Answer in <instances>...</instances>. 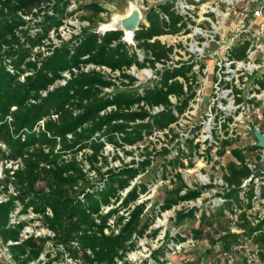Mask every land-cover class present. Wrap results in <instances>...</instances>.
<instances>
[{"label": "trees", "instance_id": "16d2710c", "mask_svg": "<svg viewBox=\"0 0 264 264\" xmlns=\"http://www.w3.org/2000/svg\"><path fill=\"white\" fill-rule=\"evenodd\" d=\"M82 2L79 8L94 12L83 17L90 25L68 40L58 36L62 39L58 44L52 36L74 15L69 9L72 0H0V164L4 167L0 195H5L0 201V238L16 264H53L61 258L81 264H150L148 260L132 263L128 255L156 216V206L148 214V200L139 201L149 191V183L134 182L152 167L153 153L132 162H124L117 153L114 159L124 163L113 167L105 153L107 143L132 154L127 146L144 142L157 131L171 135L177 146L172 143L160 152H176L164 161L162 171L168 178L170 167L176 170L170 178L175 185L167 190L159 209L175 208L177 225L198 222L195 239L204 237V225L230 224L226 210L234 211V203L241 206V199L233 189L225 193L229 200L220 207L185 205L203 192L190 187L181 171L194 165L195 153L200 155L201 143L190 137L197 128L181 139L173 135L172 126L194 97L193 86L189 84L186 91L179 79L188 78L191 66L159 70L156 78L138 85V78L128 72L133 66L155 69L156 63L169 58L173 47H166L158 37L181 31L186 25L183 16L171 3L151 6L131 44L123 30L96 31L94 17L103 7L92 0ZM89 65L95 67L86 70ZM103 67L119 72L117 79L127 87L118 86ZM171 96L178 101L173 103ZM158 105L165 106L158 114L146 108ZM183 140H188L190 152L181 148ZM233 153L244 160L239 151ZM229 170L227 180L239 186L250 174L246 165L234 161ZM15 211L33 217L12 222ZM36 221L46 233L24 236L27 225ZM241 226L246 234L262 228L247 221ZM159 232L152 230L154 237ZM176 238L185 240L180 232ZM240 238L229 229L213 245L228 250ZM255 240L264 247L263 234ZM166 246L153 251L157 264L163 263Z\"/></svg>", "mask_w": 264, "mask_h": 264}, {"label": "built area", "instance_id": "2783aa9c", "mask_svg": "<svg viewBox=\"0 0 264 264\" xmlns=\"http://www.w3.org/2000/svg\"><path fill=\"white\" fill-rule=\"evenodd\" d=\"M78 1L85 0H72L69 9L74 10L72 7L77 6ZM166 3H171L186 23L178 33H164L158 37L163 45L173 47V51L169 58L156 63L155 69L133 66L128 72L138 78V85L156 78L159 70L191 66L188 78L180 76L179 79L185 83L186 91L189 84L193 86L194 97L188 110L172 126L181 124L185 116L191 118V108L202 101V120L185 136L189 137V133L197 128L190 137L194 138L195 144L201 143L202 163L216 165L218 172L214 177L203 171L197 174L199 187L187 184L203 189L202 196L198 198L202 200V209L206 198H212L209 206L220 207L229 200L225 197L227 191L236 189L239 192L242 205L234 203V211L226 210V214L230 229L239 233L241 238L230 249L221 250L219 255L231 258L232 264L236 263L238 255H242L245 264H264V247L255 240L257 235H264V148L258 144L256 136L258 130L264 134V0H156L154 5ZM151 6H137L142 20L144 12ZM162 17L169 20L164 13ZM74 21V16L65 20L52 36L54 39L56 35L58 42L54 39L55 42L59 44L62 39L68 40L82 31L83 27H78ZM117 28L96 31L105 33ZM128 42L135 44L134 37ZM138 52L142 53L141 50ZM91 67L95 66L89 65L85 69ZM103 69L112 75L118 86L127 87L117 79L119 72L106 67ZM65 75L71 76L70 73ZM61 83L65 84L66 80ZM170 98L173 103L178 101L176 96ZM146 108L152 114H158L165 106ZM183 135L181 132L179 138L184 139ZM235 150L244 156V160L234 155ZM230 161L237 166L246 165L250 170L249 176L242 178L240 186L227 180ZM185 205L199 206L194 200L185 202ZM244 221L262 228L246 234L241 226ZM28 229L24 236L32 233Z\"/></svg>", "mask_w": 264, "mask_h": 264}, {"label": "rangeland", "instance_id": "374dc122", "mask_svg": "<svg viewBox=\"0 0 264 264\" xmlns=\"http://www.w3.org/2000/svg\"><path fill=\"white\" fill-rule=\"evenodd\" d=\"M90 1V0H89ZM93 2L101 5L103 7V11H101L99 17L95 16L94 28L96 30H100V32L105 31L107 28H112L114 26H110L111 23L114 22L115 18L119 19L127 16L131 13L132 4L135 3L137 6L142 5H154L156 4V0H92ZM79 4L74 5L72 8L74 9V18L78 27H86L90 25V21L87 19H83L84 16L93 15V10L87 9V7L79 8L78 5H81L83 2L78 1ZM144 11V9H143ZM145 14V12H144ZM144 21H142L143 23ZM32 23V22H31ZM120 26V20L119 24ZM116 26V27H118ZM125 33V32H124ZM66 37H69L68 34H65ZM126 39V33L124 35ZM55 41H57L56 35L54 36ZM132 39V38H131ZM130 39V40H131ZM128 41V40H127ZM58 42V41H57ZM192 112L189 114L191 118H187L186 116L183 118L181 124H177L174 126L175 133L173 135L180 136L181 132L187 134L194 125L197 124L199 120H202V101H199L195 107L191 108ZM191 133V132H190ZM170 134V133H169ZM174 138H176L174 136ZM177 146L178 143L176 141L171 140V135H167L165 132L157 131L151 137L147 138L144 142H139L133 146H127L126 149L132 152V154H126L122 149H117L113 143H107L105 148V153L110 156L109 160L111 162V166L118 167L122 165L124 162H132L133 159L142 160L146 157V155L150 152L153 153V165L144 173L140 174L135 180V183H149V191L146 194L141 195V201L148 200V207L146 212L149 214L152 212L153 207H157L156 216L153 224L151 225L147 235L143 238L139 239L137 249L131 252L128 255V259L132 263H141L144 260H148L150 264H157L154 259L153 251L158 249L162 245H166L164 249L165 256L162 257V264H232L231 258H224L219 255L221 245L219 243L213 245V240H216L220 237L222 233H225L226 230L230 229L229 222H219L215 221L213 225H204V234L203 238L198 240L193 237V229L198 228L199 223L195 220H185L181 224H175V216L176 210L175 208L160 212L159 204L163 202L164 197L167 194V190L171 189L175 184L171 183V175L175 174L176 170L170 167L168 172V178L163 177V164L165 160H169L173 158L175 155V150L171 154H166L160 152L165 146L172 145ZM181 148L185 149L187 152L189 150L188 140L181 141ZM119 153L123 158L122 160H115V154ZM182 154V150H180ZM199 153H195L194 165L183 169V175L187 183H191L194 186H198V177L197 174L200 172H206L210 176L214 177L217 175V167L214 164H204L202 163V152L199 150ZM82 157V154L79 155ZM10 166V164H8ZM3 166L0 164V179L3 178ZM107 169V168H105ZM178 185H180L178 183ZM13 189V188H12ZM239 193V192H237ZM5 199V195H0V201ZM194 202L198 205H202V200H194ZM212 202V198H206L203 201L204 209L207 208ZM33 217V214H22L15 211L13 213L12 222H16V219H29ZM29 226L28 230H31L33 233L45 234V228L43 227L41 221L33 222ZM159 228L160 232L156 237L153 236L152 230ZM27 229V228H26ZM179 232L185 238V240H177V236ZM168 235L170 236V240H168ZM174 238V239H173ZM226 250V249H224ZM42 258H45L44 256ZM47 257L44 259L46 260ZM0 264H16L13 260L8 246L3 243L0 238ZM53 264H81V262H76L70 258H61L55 261ZM235 264H245L242 255H238L237 261Z\"/></svg>", "mask_w": 264, "mask_h": 264}, {"label": "water", "instance_id": "95a60500", "mask_svg": "<svg viewBox=\"0 0 264 264\" xmlns=\"http://www.w3.org/2000/svg\"><path fill=\"white\" fill-rule=\"evenodd\" d=\"M142 20L141 12L138 8L133 9L131 13L127 16H124L120 20V26H118L117 29L123 30L125 32V29L132 30L133 36L135 35L136 31L140 28ZM256 136L258 139V144L264 148V134L261 131H256ZM264 159V154H263Z\"/></svg>", "mask_w": 264, "mask_h": 264}, {"label": "bare ground", "instance_id": "6f19581e", "mask_svg": "<svg viewBox=\"0 0 264 264\" xmlns=\"http://www.w3.org/2000/svg\"><path fill=\"white\" fill-rule=\"evenodd\" d=\"M131 6H132V9L131 10L138 8L135 3H133ZM119 20H121V19H119L118 17H116L115 20H114V22L111 23L110 26H114V27L118 26ZM125 33H126V39L127 40H130L132 38V36H133V31L132 30L125 29Z\"/></svg>", "mask_w": 264, "mask_h": 264}]
</instances>
